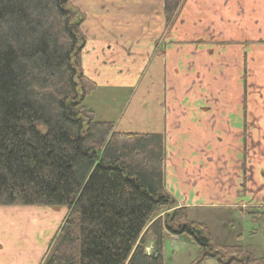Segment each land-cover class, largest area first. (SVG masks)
Returning <instances> with one entry per match:
<instances>
[{"label":"trees","instance_id":"1","mask_svg":"<svg viewBox=\"0 0 264 264\" xmlns=\"http://www.w3.org/2000/svg\"><path fill=\"white\" fill-rule=\"evenodd\" d=\"M182 1L165 0L168 22ZM83 20L69 0H0V206L68 209L43 264H166L169 234L199 247L191 264H230L166 191L164 136L116 132L84 104Z\"/></svg>","mask_w":264,"mask_h":264},{"label":"crops","instance_id":"2","mask_svg":"<svg viewBox=\"0 0 264 264\" xmlns=\"http://www.w3.org/2000/svg\"><path fill=\"white\" fill-rule=\"evenodd\" d=\"M72 2L84 15L81 68L96 84L84 104L96 119L164 136L165 188L179 206L249 208L264 220V0H183L170 22L165 0ZM86 59L118 89L141 65L117 120L92 105L102 85ZM19 241L0 239V264H43L49 245L27 232Z\"/></svg>","mask_w":264,"mask_h":264},{"label":"rangeland","instance_id":"3","mask_svg":"<svg viewBox=\"0 0 264 264\" xmlns=\"http://www.w3.org/2000/svg\"><path fill=\"white\" fill-rule=\"evenodd\" d=\"M69 7L77 10L72 0H69ZM84 64L85 70H87L85 74L95 77V80L102 85V88H99L101 94L94 99L95 103H90L91 98L87 99L85 103L92 104L100 117L107 116L108 120H117L137 79V72L141 65H135L134 69L130 70L131 73L127 78L120 79L123 82L119 86L121 89H118V87L113 88V86L108 85L109 82L104 81L101 77H96L88 59L84 61ZM119 76L121 75L119 74ZM112 80L118 79L112 78ZM39 127L41 131L45 132L46 128L43 125ZM175 205L187 209L190 221L203 223L207 226L211 237V247L208 251L216 254L220 252L219 257L224 262L239 264V261H243L247 264H264V220L263 218L253 217L260 212H255L249 208H224L218 205L187 208L179 206L177 201ZM67 214L68 209L62 207L0 206V239L3 243L9 242L13 245L18 242V244H21L19 237L24 232L34 233L43 245H49V254L54 238ZM255 231L258 234L254 233ZM175 236L177 239L183 238V240L173 242L175 240L173 238L169 242L170 234L168 235L165 245L167 261L172 258L174 262L182 261L191 264L199 255V247L188 235ZM188 243L192 244L188 245ZM174 246L176 247L174 248ZM146 251L148 253L153 251L152 238H149ZM183 252L185 253L183 254ZM248 256L254 258V261H249ZM210 259L213 258H206L203 262ZM214 260L221 264L218 259ZM167 261L166 264H168Z\"/></svg>","mask_w":264,"mask_h":264}]
</instances>
